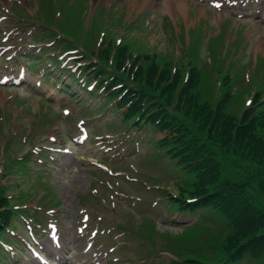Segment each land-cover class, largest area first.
Instances as JSON below:
<instances>
[{
    "label": "rangeland",
    "instance_id": "rangeland-1",
    "mask_svg": "<svg viewBox=\"0 0 264 264\" xmlns=\"http://www.w3.org/2000/svg\"><path fill=\"white\" fill-rule=\"evenodd\" d=\"M164 1L0 0V17L5 14L4 8H10L9 18L0 22V48L4 51L9 48L3 40V29L6 37L10 34L5 28L13 30L8 40L16 46L11 47L15 54L8 51L7 56H1L0 80L7 70L6 65L10 70L8 81L14 84L22 80V68L29 70V57L54 53L76 52L83 61L96 68L93 79L85 82L86 89L77 85V73L71 76L70 92L62 87L73 72L62 64L57 65L60 58L56 61L44 58L39 71L32 65L26 82L18 87L0 84V95L3 92L6 95L5 100L0 101V187L19 183L20 187L9 190V195L19 193L23 197H37L32 208L21 211V223L31 222V226H27L28 232L31 229L40 233L50 221L51 213L55 212L53 218L60 221L58 227L62 226L59 264H105L99 254L92 256L100 247L96 243L98 240L108 247L104 249L107 250L104 255L110 252L108 264H184L189 257L198 258L189 254L190 250H198L210 258L206 243L182 239L181 234L185 225L196 219L193 228L209 222L197 218L199 212L183 215L168 207L167 198L183 192L178 186L179 168H172L170 160L162 165L164 159L153 151L154 144L149 141H143L137 152L138 141L152 132L137 130L134 126L125 128L120 112L114 115L113 111H116L111 106L97 111L102 100L87 96L86 92L91 88L93 95H97V84H110L114 88L123 87L119 99L126 90L136 86L124 76L131 71L135 59L139 57L144 61L146 53H164L169 61L174 58L185 73L190 67L197 66L202 84L217 92L212 97L215 101L231 92V111L239 113L241 101L246 96L249 102L251 93L264 91V51L258 48L264 37V15L257 17L264 2H256L246 12L252 14L250 19L237 18L238 21L236 16L232 15V18L226 13L224 19L218 17L215 20L219 15L215 11L211 20L204 17L199 20L198 13L193 12L191 20L186 19V26L181 19L173 20L168 15ZM26 20L30 24L23 22ZM238 22L243 25L240 29L236 26ZM19 23L27 28L15 27ZM31 26L35 28L27 32ZM26 33L27 37L37 35V40L50 37L47 42L55 43L53 50H30L26 43L17 41ZM124 48L125 61L119 67L120 50ZM19 53L22 56L17 60ZM107 56L111 58L109 61H106ZM42 68L52 75H44ZM175 70L176 67L172 72ZM232 73L238 77L236 84ZM240 93V100L235 99ZM77 98L81 100L77 101ZM67 109L71 113H67ZM82 123L86 124L84 129ZM84 133L88 141L82 146H74L73 138ZM24 135L27 138L22 142ZM155 137L163 135L157 133ZM51 139L56 143L50 142ZM62 142L64 144H60ZM46 143L66 146L71 154H50ZM15 168L22 170L3 177ZM231 174L232 169H228L223 178ZM116 192L128 198L120 195L122 202L114 198V203ZM81 209L90 212L96 209L100 216L97 220L96 212L87 213L86 225L93 239L91 247L97 246L92 252L85 251L89 234L82 237L78 233V227L82 226ZM208 238L206 233L199 242H207ZM52 242L49 232L40 239V247L47 255ZM10 254L12 259L3 264H39L27 251L21 254L15 248Z\"/></svg>",
    "mask_w": 264,
    "mask_h": 264
},
{
    "label": "trees",
    "instance_id": "trees-1",
    "mask_svg": "<svg viewBox=\"0 0 264 264\" xmlns=\"http://www.w3.org/2000/svg\"><path fill=\"white\" fill-rule=\"evenodd\" d=\"M122 51L125 48L120 50L119 67L125 61ZM164 55L146 53L144 61L135 59L124 76L136 86L126 90L118 106L126 109V123L165 134L152 140L163 151L161 158L179 168L178 186L183 192L171 198V204L183 213L200 211V219L219 225L216 235L204 223L185 228L182 239L206 243L210 258L190 250L198 258L187 257L184 264H241L246 258L251 264H264V109L258 108L260 96L238 116L229 110L231 92L214 105L215 91L202 84L197 66L190 67L183 83V67L173 73L174 58L169 61ZM122 92L114 90L108 97L114 99ZM228 169L232 174L224 179ZM17 213L0 188V240ZM206 233L209 240L199 242ZM3 254L0 244V264Z\"/></svg>",
    "mask_w": 264,
    "mask_h": 264
},
{
    "label": "bare ground",
    "instance_id": "bare-ground-1",
    "mask_svg": "<svg viewBox=\"0 0 264 264\" xmlns=\"http://www.w3.org/2000/svg\"><path fill=\"white\" fill-rule=\"evenodd\" d=\"M169 7H170V10H176V9H179V8H185L187 9L188 8V5L186 4H183V3H176V2H173V1H169ZM262 51H264V40L262 42V44L260 45L259 47ZM6 98V95L5 93L3 92L2 95H0V101H4Z\"/></svg>",
    "mask_w": 264,
    "mask_h": 264
}]
</instances>
